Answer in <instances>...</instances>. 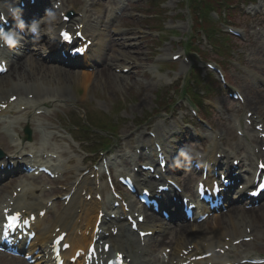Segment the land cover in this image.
Listing matches in <instances>:
<instances>
[{"label":"rangeland","instance_id":"374dc122","mask_svg":"<svg viewBox=\"0 0 264 264\" xmlns=\"http://www.w3.org/2000/svg\"><path fill=\"white\" fill-rule=\"evenodd\" d=\"M215 1H217V5L214 2V7L212 8L213 12H208L207 10L209 16L207 19H202L203 21L201 22L198 20L201 15H195L196 20L191 19V17L188 15L184 7L185 0H154V2L152 3L156 5V8H152L151 6L152 11L150 12L155 13L157 17L154 20L150 21L148 25L152 24V27L155 29L156 26H159L160 29H157L161 31L160 37L154 39L148 36L143 37L141 38L142 44L148 45L149 49H153V59H155L156 56L162 54L180 51L182 48L180 41H186V39L190 37L188 43H190L191 47H196L193 49L196 51L198 58L195 57V59H189L190 62L188 64L185 65L180 63L179 61L167 64L161 63V65L156 64L157 69L160 72V76L158 78L155 77L154 79H151V76L148 75H141V73L135 75V78L131 77L129 79H127L128 77L126 76H123L124 78L116 76L117 74L114 75L111 72L108 74H103V72L102 74H90V76H88L87 74L84 78V85L73 83V79L69 78L70 73L64 70H58L57 75L62 77L65 83L64 85H62V87L65 88L66 93L74 95L75 92L73 91V88L82 90L85 85L89 84L91 90L88 91L90 95H88L87 98L92 102L93 107L97 111H102L105 114L107 113L112 116L118 106L119 111L121 113H124L126 116H129L130 118L132 117V115L137 113L148 117L154 112H157L156 110L158 109L156 104H160L159 99L163 98L161 96V93L167 90L168 84L172 82L173 75L179 76V80L174 83V89L177 90L180 83H182L185 75L188 74L191 69H197L201 75L208 74V71L205 68L200 69L201 66H203L204 60L208 59L205 57H209L213 61H216V64L223 65L226 70H230L229 72H231L232 68H230L228 64L230 55L232 57V62H234L233 65L235 64L238 67V69L235 68V70L230 75L231 85L234 88L242 87V85L246 83V79L242 76H238L239 72L243 71L245 77L247 78V75L251 73V71H253L252 63L254 62L255 65L258 64L255 62V54H253L254 46L257 44L254 40L256 39V37L255 35L250 33L249 30L252 29V27L259 21V18L253 20H249L246 18L247 15L245 14L244 8H247V6H249L248 0H238L236 4H232L229 7V9H232L228 11V15L226 11L227 9H224L225 7L222 8V5H227L226 1ZM217 6H220V8ZM146 9L147 7L143 9V11H145V13H149L148 11H146ZM222 9L225 10V15L221 14ZM215 11L221 12L218 15ZM134 21L138 24H141L143 30L147 29V27H145V21H141L139 19H134ZM225 22L239 29L241 28V25H243L244 29L246 30L245 41L240 42V44H238L237 46H235V43L233 42L227 43L224 47L223 42L225 41L223 35L225 31L223 25L225 24ZM164 26L165 30L162 31V27ZM46 31H48V29ZM205 31L211 37L210 39H217L220 47H217V49L214 50L207 45L206 42H208V40L205 39L204 41L203 35ZM201 56L205 57L200 58ZM259 65L264 66V55L262 56V60ZM35 77L36 80H39L37 78L38 76ZM7 79L8 78L4 80L7 81ZM65 79H71L68 80V83L70 85L66 84ZM39 81H36V83H38ZM117 82L118 85H116ZM208 83V85H213L211 81H208ZM71 85L73 86V88L71 87ZM45 86L47 88H54L56 85L52 84ZM128 87L130 88L127 89ZM253 89L258 88L253 87ZM254 92L255 91L253 90V93ZM257 92L260 91L258 90ZM210 97H213L210 100L216 105L223 101V97L219 96V94L216 95L215 93H213L210 94ZM179 98V95L174 94V96L171 98V101L174 100L175 102ZM70 102L73 101L71 100ZM206 102L207 101H205V104H207ZM126 103L128 104L129 108L126 107ZM178 104L183 107L187 105L185 100H181V102ZM178 104L176 106H178ZM225 107L226 105L223 101V106H221V108L224 109ZM229 109L231 111L233 109V105H229ZM222 111L220 110V112H217L221 115V117L215 115L212 121L213 124H216L218 126L216 118L220 119L224 117ZM259 111H264L261 105L259 106ZM243 113L244 109H242V111L238 113L239 119H242ZM185 115H187L186 111L180 112L177 116V122L180 123V117ZM218 223L219 220L214 219L208 221L205 227L212 229L214 226L218 225Z\"/></svg>","mask_w":264,"mask_h":264},{"label":"bare ground","instance_id":"6f19581e","mask_svg":"<svg viewBox=\"0 0 264 264\" xmlns=\"http://www.w3.org/2000/svg\"><path fill=\"white\" fill-rule=\"evenodd\" d=\"M85 15L83 16L82 21L84 22L85 19ZM100 19H102V16L100 17ZM72 21L75 24H78L80 21V18L77 17H73ZM86 22V21H85ZM84 22V26H86L87 24ZM104 24V23H101ZM112 23H109L108 25H105V30L108 32V28ZM109 48L111 50V52L113 53L116 49L115 46H113L109 40ZM38 54H40V52H37ZM92 56L94 55H99V54H105V51H101V49H97L95 50V48H93V51H91ZM94 54V55H93ZM93 59V57H92ZM41 57L38 59H35L32 57V55H29V57L26 59L25 62H23V64H17V66H12L10 73H11V83H9L8 85L10 86L11 90L15 89L18 91L17 89V85H21L22 87L20 88L21 90H24V92H27V89L32 87L33 85H31L30 81H36V77L35 76H39L40 75V80L46 83H51V84H57V85H64V81L61 78H57L58 75L57 73H54L57 71V67H45L43 66V64L41 63ZM100 72V71H99ZM88 74V72H74V76L76 78H74V82L76 83H80L83 84V82L85 81V76ZM103 74H108V72H105ZM89 76V74H88ZM57 78V79H55ZM115 82V81H114ZM68 84V83H67ZM84 85V84H83ZM116 85H118V82L116 83ZM91 89V88H90ZM93 90V89H92ZM16 92V91H15ZM7 91L4 90H0V98H4L6 95ZM33 96L38 98V94L41 95V90L38 89V87H33L32 90ZM21 94V93H18ZM256 94V95H255ZM58 98H53V100H56ZM246 101V102H245ZM244 103L246 105H249L251 108H253V110H255L257 113H260L259 111V106L261 105L264 108V91L262 92H257L255 91L254 94H251L250 96H246ZM28 103H32V101H28ZM264 113V112H263ZM24 121L22 120H16L15 122H13L15 125H20L21 123H23ZM232 128L230 126L223 128V131H221L220 133V137H219V141L216 143H212V145L210 146V148L208 149V151H214L217 150L216 148L219 147V152L223 153L225 156H231L232 154H236L238 150L240 151H244L246 154V158L248 157V152L249 150L251 151V148L248 147V144H243L242 141H240L239 143H233L231 144V146H229L230 141H231V137L232 135H229L230 138L226 137V133L228 134L229 130H231ZM246 129L247 128H243ZM225 134L224 136L221 137V135ZM246 134V132H245ZM251 140L255 141L257 144L261 143V139H258L257 134L255 132H253L252 138ZM224 142H228L227 144H224ZM221 146H226L228 149H224ZM260 156L264 157V152L261 151V149L259 148L257 150V152L255 153V155L252 157V160L254 161V159ZM249 168H252V166L250 165ZM249 175V174H247ZM247 182H250L249 178H245ZM85 183H90L89 180H85ZM86 185H90V184H86ZM27 189H30L29 187H27ZM1 191V190H0ZM89 207H91V210H95V204L93 202L89 203ZM73 209V208H72ZM71 209V210H72ZM90 211V209H88ZM70 210L68 209H63V211L56 216L55 221L56 222H60L63 221L65 225H71L73 223V221L71 223L66 222V219L69 218L68 213ZM251 213V212H250ZM256 220V221H255ZM222 225L225 228L222 232L221 235H218V233L216 232H206V230L202 227L199 226H193V227H185V226H181L180 227V231H178L176 233L175 236H171V237H165L163 238L161 241H159L157 246H161V245H165L167 244V246H171V256H174L175 258L178 257L179 253L181 252V249H186L189 245H194L192 249L188 248L187 252H192L196 249H203V251H206L208 249L206 248H212L213 246H215L216 244L219 243H225L224 242V236H235L238 237L239 233L242 234H246V230L245 228L248 227L249 229V233L246 235H252L253 233L256 232H264V217H262V219H260L257 215V217L255 215H251L249 214V212H242V210H238L237 208H231L229 209V211L224 214V218L222 219ZM120 226H123L122 224ZM174 227H169L167 228V231H163L161 232L162 234H166L168 235L170 233L171 230H173ZM73 229V228H71ZM50 231V224H46L44 227V231L42 230L41 233H39L38 235V239L42 240L44 239V234H47ZM124 233H128V234H132L130 231L126 230L124 231ZM123 233V234H124ZM48 235V234H47ZM222 236V238H221ZM122 237V235H120L118 238ZM136 240V239H135ZM136 243V241H135ZM256 249H254L255 251ZM130 251V249L128 250ZM252 250L251 249H246L243 253L238 252V255H240V258H243L245 256H247V254H250ZM134 254V252H133ZM195 253H187L186 256H184V259H189L191 256H193ZM239 259V258H238ZM48 262V261H47ZM40 263H43L40 261ZM75 264H79L78 262H76ZM144 264V263H142ZM156 264V263H155ZM202 264H206V262L203 261Z\"/></svg>","mask_w":264,"mask_h":264},{"label":"clouds","instance_id":"9594fccd","mask_svg":"<svg viewBox=\"0 0 264 264\" xmlns=\"http://www.w3.org/2000/svg\"><path fill=\"white\" fill-rule=\"evenodd\" d=\"M60 8L61 4L59 2L54 3L52 9L46 10L43 17L38 20H33L30 24L26 25L22 19V8L16 6L15 0H9L7 10L0 11V50H13L20 47L21 40L23 39L21 33L24 32L26 27L34 40L41 39V27L47 25L51 28L55 25L58 20V10ZM9 17L15 21V29L6 31L3 25L8 23ZM191 151L192 149L190 147H182L178 152L177 158L174 159V166H182V159L190 162L191 157L189 153Z\"/></svg>","mask_w":264,"mask_h":264},{"label":"snow or ice","instance_id":"6c2138e0","mask_svg":"<svg viewBox=\"0 0 264 264\" xmlns=\"http://www.w3.org/2000/svg\"><path fill=\"white\" fill-rule=\"evenodd\" d=\"M65 35V38H67V34H64ZM13 219H15V218H13Z\"/></svg>","mask_w":264,"mask_h":264}]
</instances>
